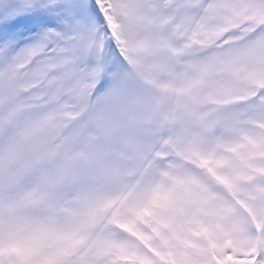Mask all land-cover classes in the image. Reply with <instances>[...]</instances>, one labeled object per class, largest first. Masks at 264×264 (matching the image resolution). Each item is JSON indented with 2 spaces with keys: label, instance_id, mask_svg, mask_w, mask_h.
<instances>
[{
  "label": "snow or ice",
  "instance_id": "snow-or-ice-1",
  "mask_svg": "<svg viewBox=\"0 0 264 264\" xmlns=\"http://www.w3.org/2000/svg\"><path fill=\"white\" fill-rule=\"evenodd\" d=\"M0 264H264V0H0Z\"/></svg>",
  "mask_w": 264,
  "mask_h": 264
}]
</instances>
